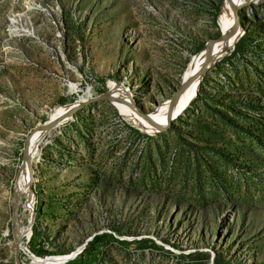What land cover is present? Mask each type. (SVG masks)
<instances>
[{"label":"rangeland","instance_id":"1","mask_svg":"<svg viewBox=\"0 0 264 264\" xmlns=\"http://www.w3.org/2000/svg\"><path fill=\"white\" fill-rule=\"evenodd\" d=\"M223 2L0 0V264H15L30 132L27 143L55 108L118 85L138 113L156 111L222 34ZM238 24L239 51L202 73L165 129L144 132L98 101L41 138L17 210L19 264L80 248L70 264H264V3Z\"/></svg>","mask_w":264,"mask_h":264},{"label":"bare ground","instance_id":"2","mask_svg":"<svg viewBox=\"0 0 264 264\" xmlns=\"http://www.w3.org/2000/svg\"><path fill=\"white\" fill-rule=\"evenodd\" d=\"M239 1L240 0H224L219 15V24L221 25L222 30L221 38L216 41L212 49L207 52V48L209 45L208 41L205 44V48L190 59L187 69L183 74V86L178 91L176 98L171 104H169V101L167 100L156 111L147 115H141L137 112L138 109L136 110L134 108L135 106H133V103L131 102L132 99L130 97V94L122 90V87L120 85L115 86L106 94H104L107 96V101L113 103V106L117 108L124 120H131L134 124L139 125L144 132L156 133L160 129H162L166 125V123L170 122L178 114H181L183 111H185L196 97L200 86V78L202 75L200 74L198 76L197 74L204 61L210 59L207 68L212 67L221 58V56H223L229 49L234 46L238 38L243 34V31L234 21V6ZM256 3H264V0H241L238 4L239 9L236 10V13L238 14V11L240 9H243L246 5ZM80 102L81 101L77 102V104H80ZM73 105L65 107L59 106L55 108L51 118H49L43 125H41L38 130H36L30 137L29 142L27 143L26 155L24 157V166L22 167L20 180L16 190V198L13 204L14 206L16 204L17 206H19L20 195L23 193H27L29 197L32 198L30 190L28 189L30 188L31 179L28 183L29 176L27 169L29 166V161L35 156L34 154L36 144L45 134L49 133L55 127L54 122L57 119L60 118L62 123L63 121H66L71 114H73L70 113L71 107ZM29 153H31V155L27 156V154ZM31 201L32 199H30L29 207L32 208ZM26 232H28V227L19 228V239L22 238L26 234ZM76 252L69 256H51L45 258L30 256V260L32 264H62L67 259V262L74 259L76 256L73 257V255Z\"/></svg>","mask_w":264,"mask_h":264},{"label":"water","instance_id":"3","mask_svg":"<svg viewBox=\"0 0 264 264\" xmlns=\"http://www.w3.org/2000/svg\"><path fill=\"white\" fill-rule=\"evenodd\" d=\"M240 1H241V0H240ZM240 1H239V2H240ZM239 2H237V4H235V6H234V21H235L237 24H238V14L236 13V10L239 9V6H238ZM238 26H239V24H238ZM239 27H240V26H239ZM221 35H222V34H220V36L217 37L216 39H214V40H210V41H209V45H208V48H207V52L210 51V49H212L214 43H215L216 41H218V40L221 38ZM209 61H210V59L204 61V63L202 64V66H201V68H200V70H199V72H198V74H197L198 76H199L200 74H202V73L207 69V65H208ZM182 85H183V83H181V84L178 86V89H177V90H175V91L172 92L171 96H170L169 99H168L169 104H171V103L174 101V99L176 98L177 93H178V91L181 89ZM98 101H107V96L104 95V94H101V95H99V96H97V97H94V98H92V99L84 100V101L81 102L80 104L73 105V106L71 107V111H70V113H73V112L77 111L78 109H80V108H82V107H84V106H86V105H88V104H90V103H92V102H98ZM60 123H61V119L59 118V119H57V120L54 122V125L56 126V125H58V124H60ZM168 124H169V122L166 123V125H165L162 129H165V128L168 126ZM42 127H43V126H42ZM31 133H32V132H30L29 136L31 135ZM29 136H28V138H29ZM28 138L25 140V142H24V144H23V158H24L25 155H26V148H27V140H28ZM28 176H29V179H28V183H29V180H30L31 177H32V170H31V168H30L29 166H28ZM17 210H18V206H17V204H16V205L12 208L13 243H14V258H13V259H14V263H15V264H19V262H18L19 236H18ZM80 251H81V248L78 249V252H76V253L73 255V257L76 256ZM67 260H68V259H67ZM67 260H65L64 263H66ZM64 263H63V264H64Z\"/></svg>","mask_w":264,"mask_h":264},{"label":"trees","instance_id":"4","mask_svg":"<svg viewBox=\"0 0 264 264\" xmlns=\"http://www.w3.org/2000/svg\"><path fill=\"white\" fill-rule=\"evenodd\" d=\"M243 41H244V37L242 36V37L239 39V41H238L237 43H235V45H234V49H233L232 53H234V52H238V51H239V46L242 45ZM98 239H99V238L94 237L93 240L91 241L90 245H89V248H90L94 243H97ZM87 253H88V249H87V250L83 249L82 252H81L80 254L76 255V258L80 259L81 257L84 256V254H87ZM47 255H48L47 252H39V254H38V256H39L40 258H41V257H45V256H47ZM64 264H70V263H69V262H66V263H64Z\"/></svg>","mask_w":264,"mask_h":264},{"label":"built area","instance_id":"5","mask_svg":"<svg viewBox=\"0 0 264 264\" xmlns=\"http://www.w3.org/2000/svg\"><path fill=\"white\" fill-rule=\"evenodd\" d=\"M22 252H23L25 255L28 254V251H27L25 248H23ZM30 256H32V255L30 254Z\"/></svg>","mask_w":264,"mask_h":264}]
</instances>
